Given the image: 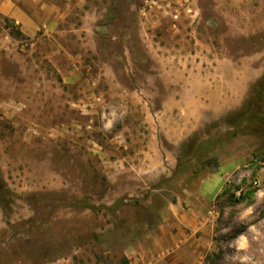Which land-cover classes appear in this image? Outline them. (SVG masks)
Masks as SVG:
<instances>
[{"label": "rangeland", "instance_id": "rangeland-1", "mask_svg": "<svg viewBox=\"0 0 264 264\" xmlns=\"http://www.w3.org/2000/svg\"><path fill=\"white\" fill-rule=\"evenodd\" d=\"M5 18L0 264H264V0H74L34 37Z\"/></svg>", "mask_w": 264, "mask_h": 264}, {"label": "crops", "instance_id": "crops-1", "mask_svg": "<svg viewBox=\"0 0 264 264\" xmlns=\"http://www.w3.org/2000/svg\"><path fill=\"white\" fill-rule=\"evenodd\" d=\"M73 1L74 0H0V11L6 17L14 20L26 35L34 37L38 34L39 30H43L45 34H53L60 31L61 25L64 22V19L68 16V12ZM196 52L197 53L194 55H190L191 58L187 57L186 60H188L191 65L193 64V68L199 69V65H203L204 61L207 60L205 55H203V51H200L202 56L198 51ZM212 61L213 65L215 62L219 65L224 62L220 58H214ZM165 112H167V108L160 110L158 113ZM102 155L104 158H109L108 152H104ZM204 198L205 194L203 191L194 194L190 199H192L194 204L197 205V208H191L184 213L176 206L174 210L179 214V216L176 218L173 217L172 220H174V225H177L178 228H180L181 225L184 224V221L187 222L192 219L198 220V217L195 216L193 218L191 213L194 210H201ZM163 235H169L171 240L170 243L174 242L177 246H179L180 242L183 241L180 238L179 233H173V231H163Z\"/></svg>", "mask_w": 264, "mask_h": 264}, {"label": "trees", "instance_id": "trees-1", "mask_svg": "<svg viewBox=\"0 0 264 264\" xmlns=\"http://www.w3.org/2000/svg\"><path fill=\"white\" fill-rule=\"evenodd\" d=\"M5 21L7 22V27L11 28V34L16 36V37H24V33L22 32V30L20 29L19 26L15 25V21L6 17ZM225 140H223V138H218L215 140H207L206 142L200 144L196 150H195V155H204L206 152H210L214 146L216 145H221ZM262 161H264V156L261 157ZM227 191V190H226ZM252 193V192H250ZM245 194H242V199L245 198ZM125 263H128V260H125Z\"/></svg>", "mask_w": 264, "mask_h": 264}, {"label": "clouds", "instance_id": "clouds-1", "mask_svg": "<svg viewBox=\"0 0 264 264\" xmlns=\"http://www.w3.org/2000/svg\"><path fill=\"white\" fill-rule=\"evenodd\" d=\"M112 126V122L109 121L108 125H106V127L110 128Z\"/></svg>", "mask_w": 264, "mask_h": 264}]
</instances>
